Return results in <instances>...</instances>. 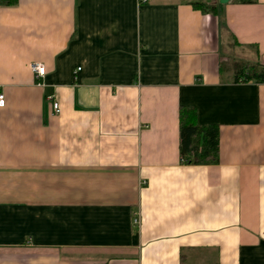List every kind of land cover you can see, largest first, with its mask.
I'll return each instance as SVG.
<instances>
[{
  "label": "crops",
  "instance_id": "1",
  "mask_svg": "<svg viewBox=\"0 0 264 264\" xmlns=\"http://www.w3.org/2000/svg\"><path fill=\"white\" fill-rule=\"evenodd\" d=\"M216 1L0 2V264H264V84L231 64L264 66V0ZM182 106L219 164L182 162Z\"/></svg>",
  "mask_w": 264,
  "mask_h": 264
},
{
  "label": "trees",
  "instance_id": "2",
  "mask_svg": "<svg viewBox=\"0 0 264 264\" xmlns=\"http://www.w3.org/2000/svg\"><path fill=\"white\" fill-rule=\"evenodd\" d=\"M0 2L3 6L12 7L17 5L19 0H0ZM219 6L221 5L217 1L216 3L199 2L193 4L196 10L213 15L219 14ZM231 60L235 62V59ZM235 72V82L253 81L264 84V66L260 64L241 62L235 66ZM180 155L184 164L216 165L220 163L219 126L199 125L197 112L192 107L182 106L180 108Z\"/></svg>",
  "mask_w": 264,
  "mask_h": 264
},
{
  "label": "built area",
  "instance_id": "3",
  "mask_svg": "<svg viewBox=\"0 0 264 264\" xmlns=\"http://www.w3.org/2000/svg\"><path fill=\"white\" fill-rule=\"evenodd\" d=\"M150 0H138V2L140 4H145L148 3ZM31 70L32 72L38 77V78H44L46 75V68L43 64H32L31 66ZM50 100H54V97H49ZM6 105V99L3 93L0 92V108H4ZM53 109L55 114H60L61 109L60 106L58 104V102H56L54 100L53 102ZM135 225H138L140 223V218L137 217L134 220Z\"/></svg>",
  "mask_w": 264,
  "mask_h": 264
},
{
  "label": "water",
  "instance_id": "4",
  "mask_svg": "<svg viewBox=\"0 0 264 264\" xmlns=\"http://www.w3.org/2000/svg\"><path fill=\"white\" fill-rule=\"evenodd\" d=\"M233 0H218L219 4L220 5H227L229 4L230 2H232Z\"/></svg>",
  "mask_w": 264,
  "mask_h": 264
},
{
  "label": "rangeland",
  "instance_id": "5",
  "mask_svg": "<svg viewBox=\"0 0 264 264\" xmlns=\"http://www.w3.org/2000/svg\"><path fill=\"white\" fill-rule=\"evenodd\" d=\"M241 61L239 59L235 60V62H232V64H235V66L239 65Z\"/></svg>",
  "mask_w": 264,
  "mask_h": 264
}]
</instances>
